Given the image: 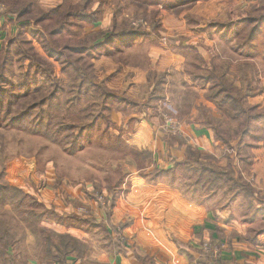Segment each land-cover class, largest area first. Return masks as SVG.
<instances>
[{
    "label": "rangeland",
    "instance_id": "obj_1",
    "mask_svg": "<svg viewBox=\"0 0 264 264\" xmlns=\"http://www.w3.org/2000/svg\"><path fill=\"white\" fill-rule=\"evenodd\" d=\"M40 1L43 7L50 8L65 0ZM83 1L87 0H67L74 7L82 5ZM88 1L87 10L99 13V20L93 25L85 24L82 27L86 34L107 29L113 20L118 23L128 21L132 27L141 28L147 34L115 41L105 51L94 55L95 57L92 53L81 57L76 53L66 54L69 55V61H72V67L81 69L79 75H85L84 82L81 78L76 79L78 77L73 70L66 69L63 72L62 64L47 55L31 30L23 29L17 33V24L13 21L6 23L3 30L0 29V99L8 100L0 104V185L6 187L7 194L5 200L0 196V222L9 227L11 232L7 248L0 244V264H20V260L21 264H25L24 261L28 259H44V246L37 243V236L31 232V227L53 231L49 226L62 225L66 220L76 221L89 217L90 209H86L89 208L86 204H83L85 207H73L70 202L76 199L69 200V195L73 197L80 188L83 192L92 193L94 199L105 206L103 193H108L111 187L118 186V181H126L130 177L133 180L148 181V174L157 168L152 162L156 154L153 155L145 149L130 148L126 142L130 139L128 135L137 125L136 117H148L154 121L162 134L164 146L176 147L175 153L170 151L166 154L169 167H175L173 174L174 181H177L174 186L167 185L168 188L175 189V193H179L181 199L189 205L197 204L205 211L206 208L208 211H218L221 208L231 210V216L236 218L234 220L239 224L242 222L251 233L248 236L253 237L256 232L264 230V222L261 223L258 217L257 220L251 221L252 223L249 221L250 210L242 196L234 195L233 184L228 182L210 194L206 175L198 173V179L202 180L198 181L196 186L194 181L190 180L196 178L194 173L181 165L183 160L191 164L190 160H185L183 151L186 147H194L191 139L182 133L183 126L201 127L211 134L215 156L202 153L199 161H210L209 157L212 156L225 166L231 159L235 168L240 167L242 180L248 182L260 197L264 196V191L254 188L257 177L253 172V155L264 148V2L244 0L241 6L235 8L237 0ZM199 2L200 5L197 6ZM255 4L259 5L261 10L253 11ZM233 5L235 9L228 11ZM5 10V4L0 1V13H5ZM9 17L13 20L12 16ZM258 17L259 20L254 24L247 23L248 19ZM24 19H29V16H24L20 21ZM1 23L3 20H0ZM219 23L231 24L233 28H214L213 25ZM52 24L53 21L45 22L42 28H50ZM164 25L167 27L164 28ZM201 26L204 28L201 29ZM254 27H257L258 34L250 40V33L256 29ZM199 31L210 40V47H206V42L203 41H190V38H193L191 35ZM10 41L12 43L8 45ZM54 41L48 40V46ZM56 41L58 46L66 41L72 46L76 45L73 36L68 38L64 35L56 38ZM124 42L134 44L124 52H118L116 49L121 48ZM84 44L87 45V42ZM7 45L8 56L4 55ZM166 49L179 54V58L183 60L180 67L183 73L180 76H176L170 68L164 71L156 70L161 59L165 60ZM32 57L33 59H30ZM115 58L120 61V66L126 63V59L133 66H145L146 69H139L145 72V84L139 89L131 88V72L132 74L127 73L118 81L117 90L109 88L108 81L121 71L118 66L117 71L109 75L113 69L110 63L113 64ZM74 59L78 60L75 62ZM34 60L44 67L38 69L33 66ZM102 60L103 64L97 67V61ZM168 72L172 74L169 77V86ZM160 74H163L164 78L157 87L156 79ZM221 75L235 85L236 89L228 90L232 96L248 94L241 107L252 108L251 116L261 117L252 123L248 135L238 144V155L234 152L236 142L231 144L232 149L218 148L220 144L212 130L201 125L203 120L210 123L212 118H223L226 124L227 120L234 119L233 112L220 105L222 95L214 100L209 98L218 90L214 87V80L219 83ZM245 77L251 84L249 91H245L244 85H241V80L243 82ZM184 78L187 79L186 82ZM51 83L59 86L56 105L49 104L47 98L53 89ZM220 84L227 86L229 82L222 81ZM201 92L203 98L200 96ZM27 111L29 116L22 123H10L11 115ZM78 111L80 116L91 115L94 119L97 117L94 126L80 140V151L71 154L65 150L67 148L60 141L63 134H59L56 128L59 124L73 125L71 122L78 119ZM38 115L45 119L40 126H36V123L40 124ZM112 116H119L118 125L111 121ZM239 119L244 120L243 117ZM77 131L73 133L74 137L78 135ZM146 152H149V155ZM177 152H181L183 160L179 161L180 155ZM158 181H169V178ZM194 188L198 191H194ZM11 195L16 198L11 199ZM51 196L56 200H50ZM31 200L35 201L34 205L29 204ZM31 209L35 214L43 209L42 211H47V216H43L40 222L28 221L27 211ZM72 209L76 215L68 216L67 210L72 212ZM58 210L66 217L58 216L55 213H59ZM51 211L56 218L49 215ZM259 236L264 235H256L257 238ZM261 239L264 241V237ZM90 240L94 243L96 238L91 236ZM207 244L211 247V252H205L202 246L201 250L210 253L209 257L214 258L218 249L213 244Z\"/></svg>",
    "mask_w": 264,
    "mask_h": 264
},
{
    "label": "crops",
    "instance_id": "obj_2",
    "mask_svg": "<svg viewBox=\"0 0 264 264\" xmlns=\"http://www.w3.org/2000/svg\"><path fill=\"white\" fill-rule=\"evenodd\" d=\"M237 1V5L234 4L235 8L244 3V0ZM51 5L53 4L51 3ZM199 5L200 2L197 3V6ZM234 5L228 11L235 9ZM165 27L167 26L164 25ZM202 28L204 27L201 26ZM191 36L193 38H190V41H203L206 42V47L211 46L209 44L210 40L202 31L195 32ZM133 44V42L130 44H125L124 42L121 44V48L116 50L118 52H124L125 49H130ZM161 46L165 48L163 45ZM165 53V60L161 59L156 70L164 71L170 68L173 69L176 76H180L183 73V71H180L183 60L179 58V54L169 49H166ZM114 60L113 64L110 63L113 69L109 75L117 71L118 66H120V61L117 58ZM103 61H97V67L99 65L101 66ZM136 66L138 65L133 66L126 59V63L120 66L121 71L117 73V76L108 81V87L117 90L118 81H121V78L124 75L126 76L127 73H133L129 84L131 88L139 89L146 81L144 78L145 72L139 69H146V67ZM171 75L168 72V86L171 84L169 80ZM183 80L185 82L187 81L186 78ZM202 94L201 92V98H203ZM111 118V121L118 125V122H120L119 116H112ZM135 122L137 125L132 130V133L128 135L130 139L128 140L129 142L126 141L129 144L127 146L138 150L145 149L153 155L156 154V158L152 162L158 169L170 168L166 161V154L170 151L175 153L176 147L170 148L164 146L161 140L162 134L158 131L156 123L148 117L146 119L144 117H140V119L136 117ZM154 133L156 136H154ZM182 133L191 139L195 147L193 149H198L202 153L215 154L212 146L213 143H211V134L207 130L194 125H184ZM189 143L191 145L190 141ZM177 154L180 155L181 152H177ZM253 156L255 160L253 172L255 173V177H257L254 188L264 191V148L257 151ZM183 158L180 155L179 161L183 160ZM217 165L224 166L221 161ZM237 170H240L239 166H237ZM167 185L165 182L133 180L132 177L126 181H118V186L111 187L109 190V192L113 188L115 191L117 190L109 216L108 212L103 208L104 205H98L92 198L86 197L92 195V193L83 192L80 188L77 193H74L73 197L69 195V200L75 198L80 204H86L89 207L86 209H90L89 212L91 215L83 219H77L76 221L66 220L62 225L49 226L57 233H66L78 238L88 247V251L84 257H67L64 264H201V261L204 259L203 256L209 257L210 255V253H204L201 250L202 244L206 243L213 244L217 247V256L214 259L217 258L225 264H264V241L261 239L264 236H259L255 244L247 240L243 241L246 237L252 238V236H248L251 233L242 222L239 224L234 220L236 218L234 215L233 217L231 216V210L221 208L218 211H208L206 208L205 211L200 209L199 205L195 203H193L195 205H189L181 199L179 193H175V189L168 188ZM64 191L70 194L67 190ZM109 192L103 194L106 196ZM52 198L56 200L52 196L50 200ZM58 212L60 213L59 210ZM67 212L68 216L71 214L74 215L73 209L72 212L71 210H67ZM55 213L60 217H66L62 213ZM249 219H251V216ZM249 221L251 222V220ZM259 221L262 223L263 220L260 219ZM91 236L96 238L94 243L90 240ZM117 236L121 238V244L116 242ZM176 242H180L188 247L185 254L179 252ZM188 256L192 260H189ZM21 262L20 260V264ZM24 263L56 264L36 258L25 260Z\"/></svg>",
    "mask_w": 264,
    "mask_h": 264
},
{
    "label": "trees",
    "instance_id": "obj_3",
    "mask_svg": "<svg viewBox=\"0 0 264 264\" xmlns=\"http://www.w3.org/2000/svg\"><path fill=\"white\" fill-rule=\"evenodd\" d=\"M2 3L5 4V13H0V20H3V23L0 24V29L3 30L6 27V23H15L17 24V33H20L23 29H29L30 32L35 35L36 38H38V41L41 42L43 49L47 53L49 57H53L56 61L60 62L63 67V72L66 71V69L73 70L75 73V76L77 80L81 78V81L84 82L86 80L85 75L80 76L81 69L75 66L72 67V61H69V55H66L68 53H76L80 57L84 54L97 56L101 52L105 51L107 47L112 44L115 41L119 40H129L132 38H136L139 36H144L147 33L142 30L141 28L132 27L128 21H122L121 23H118L116 20H113V23L110 27H108L105 30H95L89 32L90 34H86L82 27H84L85 24H94L96 21L99 20V13L93 11H88L87 7L89 6V1H83L82 5L77 6H71L70 3L65 0L62 3H58L56 6H52L50 8H45L41 4H43L40 0H0ZM264 2V0H261ZM253 11H259L261 10L260 6L255 4L253 5ZM12 16L13 20L10 19ZM24 16H29V19H24V21H20ZM259 20L258 18H252L248 19L247 23L254 24L255 21ZM53 21V24L50 28H42V24H45V22ZM246 22V21H245ZM226 25V26H224ZM155 24L152 26L154 28ZM214 28H220L221 30H227L233 28V25L229 24H223L219 23L218 25H213ZM35 27H38L35 29ZM254 32L250 33L249 38L250 40L254 39L257 34L258 30L257 27H254ZM256 32V34H255ZM67 35L68 38H75L74 43L76 45L72 46L67 41L66 43L62 44L61 46H58L55 44L56 38ZM53 39L54 42H50V46H48L47 42L48 40ZM101 40V41H99ZM87 42V45L84 43ZM12 41L8 43L10 45ZM7 45L4 55H9V46ZM94 56V57H95ZM29 58V57H26ZM30 59H33L30 58ZM35 59V58H34ZM79 59V58H78ZM78 59H74L76 62ZM35 66L38 69H42L44 66L34 60ZM47 68V66H45ZM48 71V70H44ZM50 72V71H49ZM51 74V72H50ZM164 78L163 74H160L159 78L156 79V86L159 87L162 83ZM220 82H229L227 86L221 85L220 82H216V79L214 80L215 84L214 87H217L218 90L214 93H212L209 98L214 100L217 96L222 95L220 97V105L225 106L229 110L233 112V120H226L225 119H210V123H206L204 120L201 122V125L204 127L210 128L212 132L214 133L215 138L219 142V146L223 149L225 147L226 149H232L231 144L236 142V146L234 148L235 154L238 155L239 146L238 144L241 143V141L247 136L252 123H254L256 120L261 117L251 116L252 114V108L244 109L241 107V104L245 100V97L248 95L245 93L243 96L237 94L235 97L232 96L228 90H232V88L236 89L233 82L227 81L223 75L219 77ZM151 78L148 79L150 83ZM81 82V83H82ZM93 85H95L93 83ZM241 85H244L245 91L250 90L251 84L249 81L246 80V77L244 78L243 82L241 80ZM51 87L53 86L52 91H50L48 94V102L51 105H56L58 98H57V90H59V86L55 83H51ZM156 91V87L154 89ZM62 91V89H61ZM109 94H111L109 92ZM112 95V94H111ZM113 96V95H112ZM46 97V96H45ZM44 97V98H45ZM5 100L8 102L7 99L1 98L0 104L2 105ZM44 99L41 101L43 102ZM152 100V98H151ZM40 101V102H41ZM242 108V109H241ZM29 116V111L27 112H21L18 115H11V121L10 123H22L26 118ZM78 119L72 120L73 125H66V124H59L56 129H58L59 134H63L62 137H60V141L63 142L64 146L67 148L65 150H68L69 153L74 154L76 151H80V140L84 136H86L87 131H89L95 123L94 117L91 115L84 116L79 115V111L77 113ZM46 117V115H45ZM243 117L244 120H240L239 118ZM38 118H40V124L36 123V126L42 125L44 122V117L38 115ZM231 122L233 124L231 125ZM236 124V125H235ZM76 130H78V135L74 137L73 134ZM64 131V132H62ZM68 133V134H66ZM88 138V137H87ZM231 147V148H230ZM147 153V152H146ZM145 153V154H146ZM185 155V160H190L191 164H187V162L183 160L181 161V165L185 168L188 167L189 171L194 173V176L196 178L190 179L193 180L195 185H198V181H201L202 178L198 179V173L200 175L205 174L206 175V181L208 183V189L210 194L214 193L216 188H220L222 186H225L228 182L230 185H234V195H241L242 198L245 200L246 205L248 206V210H250V216L251 221L256 219L257 217L262 219L264 222V196L260 197L258 193L252 189L250 184L246 181L242 180V177L233 165L231 159L228 160L225 166H219L218 160L213 158L212 156L209 157L210 161H199V158H202V152L194 150L190 147H186L183 151ZM149 155V152L147 153ZM225 157V155H224ZM175 167H170L167 169H153V172H150L148 175L149 182H165L170 186H174L177 181H174L175 176L173 174V169ZM238 176H237V175ZM163 178H169V181H158ZM193 183V184H194ZM192 184V186H193ZM194 191H198V189H193ZM6 187L0 185V196H3V200L7 198V194L5 193ZM15 192V191H14ZM117 193V190L113 188L109 192L108 195H103L105 206L103 207L105 211L109 212L111 210V207L114 202V196ZM15 194H17L15 192ZM99 196H102L101 193H97ZM89 198H92L96 204H100L98 200L94 199V195H88ZM16 198V196L11 195V199ZM18 202V200H17ZM35 201L31 200L29 204L34 205ZM78 201H72L71 206L73 207H80L82 204H80ZM21 204V203H19ZM259 204V206H258ZM43 210V209H42ZM38 214H35V211L33 209L27 211V220L28 221H36L40 222L43 218V216H47V211H42ZM51 217L56 218V215L53 211L49 214ZM74 215H76L74 213ZM86 222V220H85ZM91 222V220H89ZM94 224V222H93ZM31 232L35 233L37 236V243L43 244L44 246V261L46 262H52L56 264H64L67 257L75 256L76 258H82L88 251L87 245L79 240L76 237L71 236L70 234H61L56 233L54 231L46 230L45 228H34L31 227ZM115 232H117L115 230ZM10 229L9 227H6L2 222H0V244H3L7 248V244H9L11 240L10 235ZM118 233V232H117ZM264 235V230L256 232L253 234V237H246L243 238L252 244H255L257 241L256 235ZM121 238L117 236L116 242L122 243ZM230 239V238H229ZM238 240V239H237ZM242 240V239H241ZM240 241V240H238ZM230 243V240H229ZM179 252L182 254L186 253L187 246L181 244L180 242H176ZM189 260H192L190 256ZM203 261H201V264H225L219 259L209 258L206 256H203ZM197 262V261H196Z\"/></svg>",
    "mask_w": 264,
    "mask_h": 264
},
{
    "label": "built area",
    "instance_id": "obj_4",
    "mask_svg": "<svg viewBox=\"0 0 264 264\" xmlns=\"http://www.w3.org/2000/svg\"><path fill=\"white\" fill-rule=\"evenodd\" d=\"M202 249L205 251V252H211V247L206 243L204 245H202Z\"/></svg>",
    "mask_w": 264,
    "mask_h": 264
}]
</instances>
